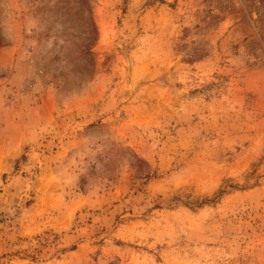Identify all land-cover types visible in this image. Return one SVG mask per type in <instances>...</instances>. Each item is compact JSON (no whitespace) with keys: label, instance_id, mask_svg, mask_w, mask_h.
Instances as JSON below:
<instances>
[{"label":"rangeland","instance_id":"1","mask_svg":"<svg viewBox=\"0 0 264 264\" xmlns=\"http://www.w3.org/2000/svg\"><path fill=\"white\" fill-rule=\"evenodd\" d=\"M0 264H264V0H0Z\"/></svg>","mask_w":264,"mask_h":264}]
</instances>
